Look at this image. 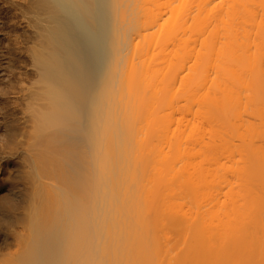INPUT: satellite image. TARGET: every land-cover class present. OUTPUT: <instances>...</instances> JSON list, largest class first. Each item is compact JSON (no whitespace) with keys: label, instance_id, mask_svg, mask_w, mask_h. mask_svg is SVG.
Masks as SVG:
<instances>
[{"label":"bare ground","instance_id":"obj_1","mask_svg":"<svg viewBox=\"0 0 264 264\" xmlns=\"http://www.w3.org/2000/svg\"><path fill=\"white\" fill-rule=\"evenodd\" d=\"M0 264H264V0H0Z\"/></svg>","mask_w":264,"mask_h":264}]
</instances>
